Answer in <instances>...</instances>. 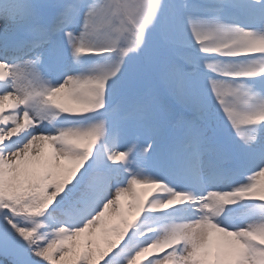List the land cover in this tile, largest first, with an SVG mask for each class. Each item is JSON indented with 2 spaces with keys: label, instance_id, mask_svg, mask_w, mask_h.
I'll list each match as a JSON object with an SVG mask.
<instances>
[{
  "label": "snow or ice",
  "instance_id": "1",
  "mask_svg": "<svg viewBox=\"0 0 264 264\" xmlns=\"http://www.w3.org/2000/svg\"><path fill=\"white\" fill-rule=\"evenodd\" d=\"M0 264H264V0H0Z\"/></svg>",
  "mask_w": 264,
  "mask_h": 264
}]
</instances>
